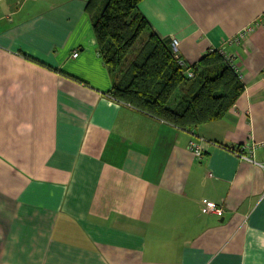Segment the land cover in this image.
<instances>
[{
    "label": "crops",
    "instance_id": "obj_1",
    "mask_svg": "<svg viewBox=\"0 0 264 264\" xmlns=\"http://www.w3.org/2000/svg\"><path fill=\"white\" fill-rule=\"evenodd\" d=\"M88 1L0 0V264H264V0L140 2L188 65L243 74L191 132L112 96Z\"/></svg>",
    "mask_w": 264,
    "mask_h": 264
},
{
    "label": "trees",
    "instance_id": "obj_2",
    "mask_svg": "<svg viewBox=\"0 0 264 264\" xmlns=\"http://www.w3.org/2000/svg\"><path fill=\"white\" fill-rule=\"evenodd\" d=\"M141 1L89 0L85 9L97 51L115 75L112 96L183 131L224 118L244 92L239 75L215 49L193 65L175 58L171 40L160 39L140 13Z\"/></svg>",
    "mask_w": 264,
    "mask_h": 264
},
{
    "label": "built area",
    "instance_id": "obj_3",
    "mask_svg": "<svg viewBox=\"0 0 264 264\" xmlns=\"http://www.w3.org/2000/svg\"><path fill=\"white\" fill-rule=\"evenodd\" d=\"M248 31H250L249 28H248V29H244V30H242L241 32H239V33L237 34V36H236L233 40H229V42H228L229 45L232 46V45L234 44V42H235V43H239L240 40L244 39V38L247 36ZM171 47H172V54H173V56H174L175 58H181V55H180V52H179V41L176 40V39H172V40H171ZM215 50H218V51L220 52V54H222V55L225 56L226 61H227V62L229 63V65L235 70V72L239 75V79H240V81L243 82V79H244L243 74H242V72L240 71L239 66H238L237 63L235 62V60H234L235 58H234L233 54H229L228 51H227V49H226L225 47L215 48ZM73 57H74V58L78 57V53L75 52V53L73 54ZM181 59H182V58H181ZM188 75H189L190 77L193 76L192 72H190V71H188ZM188 147H189V149H191V150L194 149L195 152H196V154H198V155L200 154V151L197 150L196 146H193L192 144H190ZM239 155H240L242 158L249 160L248 157L243 156L242 154H239ZM203 203H204V205L206 206L207 211L210 212V213H212V214H215V215H217V216H223V214L225 213L224 208H222L221 206H218L217 204H215V203H213V202H210V201H208V200H204Z\"/></svg>",
    "mask_w": 264,
    "mask_h": 264
},
{
    "label": "bare ground",
    "instance_id": "obj_4",
    "mask_svg": "<svg viewBox=\"0 0 264 264\" xmlns=\"http://www.w3.org/2000/svg\"><path fill=\"white\" fill-rule=\"evenodd\" d=\"M163 41V40H162ZM181 63V62H180ZM186 63V62H185ZM182 66V65H181Z\"/></svg>",
    "mask_w": 264,
    "mask_h": 264
},
{
    "label": "rangeland",
    "instance_id": "obj_5",
    "mask_svg": "<svg viewBox=\"0 0 264 264\" xmlns=\"http://www.w3.org/2000/svg\"><path fill=\"white\" fill-rule=\"evenodd\" d=\"M177 95V94H176Z\"/></svg>",
    "mask_w": 264,
    "mask_h": 264
}]
</instances>
